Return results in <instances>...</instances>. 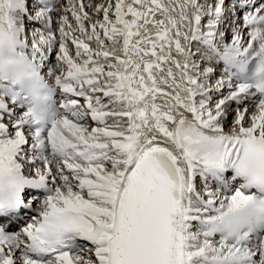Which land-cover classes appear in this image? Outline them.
I'll return each mask as SVG.
<instances>
[{
  "label": "snow or ice",
  "instance_id": "6c2138e0",
  "mask_svg": "<svg viewBox=\"0 0 264 264\" xmlns=\"http://www.w3.org/2000/svg\"><path fill=\"white\" fill-rule=\"evenodd\" d=\"M0 264H264V0H0Z\"/></svg>",
  "mask_w": 264,
  "mask_h": 264
}]
</instances>
